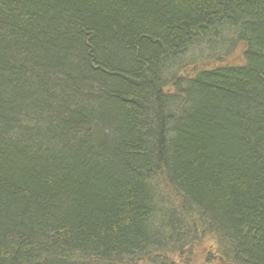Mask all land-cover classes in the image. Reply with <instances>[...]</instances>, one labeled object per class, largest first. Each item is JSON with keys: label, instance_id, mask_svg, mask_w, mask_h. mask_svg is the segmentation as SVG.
I'll return each instance as SVG.
<instances>
[{"label": "trees", "instance_id": "1", "mask_svg": "<svg viewBox=\"0 0 264 264\" xmlns=\"http://www.w3.org/2000/svg\"><path fill=\"white\" fill-rule=\"evenodd\" d=\"M194 253L264 264V0H0V264Z\"/></svg>", "mask_w": 264, "mask_h": 264}, {"label": "rangeland", "instance_id": "2", "mask_svg": "<svg viewBox=\"0 0 264 264\" xmlns=\"http://www.w3.org/2000/svg\"><path fill=\"white\" fill-rule=\"evenodd\" d=\"M238 54V56H237ZM234 60H239L241 61V57H239V53L238 51H234L231 55H229L227 57V59L225 60L226 62H233ZM208 242V239L204 241V243ZM205 246V244H201V246L199 248H203ZM170 260L172 261L173 264H200L199 262V254L198 253H194L192 260L190 262H186L188 259H182V260H176V258H170Z\"/></svg>", "mask_w": 264, "mask_h": 264}]
</instances>
